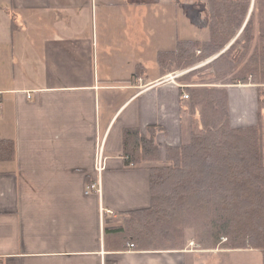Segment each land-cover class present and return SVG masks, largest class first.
Instances as JSON below:
<instances>
[{"label": "crops", "instance_id": "1", "mask_svg": "<svg viewBox=\"0 0 264 264\" xmlns=\"http://www.w3.org/2000/svg\"><path fill=\"white\" fill-rule=\"evenodd\" d=\"M184 1L0 0V139L15 146L0 157V264H263L261 249L203 246L191 232L178 250L106 244L123 214L152 204L156 164L127 165L125 129L158 126L164 159L191 139L188 84L159 62L178 40L210 38L163 25L162 7ZM257 87L228 86L234 126L257 122Z\"/></svg>", "mask_w": 264, "mask_h": 264}, {"label": "trees", "instance_id": "2", "mask_svg": "<svg viewBox=\"0 0 264 264\" xmlns=\"http://www.w3.org/2000/svg\"><path fill=\"white\" fill-rule=\"evenodd\" d=\"M251 4L252 0H207L210 38L179 40L175 50L159 53L161 74L165 75L220 53L237 37L214 60L181 77L188 84V143L168 146L164 159L156 141L158 126L150 125L148 134L139 128L125 129L127 165L156 164L149 167L152 204L123 214V227L106 231L110 250L124 249L122 244L130 241L139 250L184 249L195 222L212 246L224 243L231 249H261L264 264L263 21L259 22L261 45L234 73L252 47L255 13L264 8V1L256 0V11L250 15ZM196 13L204 19V11ZM208 69L215 73L203 74ZM193 76L196 78L191 79ZM238 82L258 86L259 120L255 124L231 125L228 86ZM0 157H15L12 141L0 139Z\"/></svg>", "mask_w": 264, "mask_h": 264}, {"label": "rangeland", "instance_id": "3", "mask_svg": "<svg viewBox=\"0 0 264 264\" xmlns=\"http://www.w3.org/2000/svg\"><path fill=\"white\" fill-rule=\"evenodd\" d=\"M184 2L185 3H183L184 4L183 8H184L185 12L182 9L178 10V6H177L176 2H173V4H168V8L162 7V10H163V12H165V14L167 12L169 13V14H166V18L167 19L162 18V21L164 22L163 25H166V27L169 30H171V32H170L171 34H172V32L175 31L176 37L177 38L180 37V39H186V38L204 39V38H209L210 37V33H209V30L207 29V23H205L203 25L202 24V19L197 17V13H196V11H204V15H207V12H205L207 0H185ZM176 6H177V8H176ZM255 7H256V0H252V4H251V8H250V15L255 10ZM193 12H194V14H192ZM204 18H205V16H204ZM206 19H208V15H207ZM254 20H255V28H254V36H255V38L253 40L252 47H251L250 51L248 52L247 56L245 57V59L243 60V63L238 68H236L234 70L235 71L234 73H236L239 70H241L242 66L249 60L250 56L253 54L255 48L258 45H261V42L259 41V37L261 35L260 34V31H261L260 27L261 26H259V22L260 21L264 22V8L262 9V11H258V10L256 11L255 16H254ZM236 38L237 37H235L226 46V48L224 50H222L220 53L214 54L211 57L207 58L206 60L195 64L194 66H191V67H188V68H184V69L175 70L174 72H180V73H183V74L181 76H179L178 78L177 77L174 78V80H175L174 82H178V84H183L182 80H181V77L184 74H187L188 72H190L193 69H197V68L203 67L204 65H206L209 62H211L212 60H214L222 52H225L227 49H229L231 44H233L235 42ZM178 41H177V44H178ZM177 44H176V47H177ZM205 71L206 72H203V74L215 73L214 69H210V70L208 69V70H205ZM198 75L199 74H197L195 76H198ZM195 76L191 77V79L196 78ZM172 82H173V80H172ZM249 84H253L254 85L255 83H249ZM196 85L197 84H195V86ZM198 85H200V84H198ZM217 85L219 86V85H221V83H217ZM240 85H244V84L241 83V82H238V83L232 84L231 86H240ZM261 112H262L261 122L263 124V130H264V108L261 110ZM240 115L242 116V114H240ZM240 115H237V117H239ZM233 119L237 120V118H235L234 116H233ZM258 120H259V118L257 119V122H258ZM230 122H231V125L234 126L231 116H230ZM234 127H236V126H234ZM193 224H194L193 225L194 227H192L191 230L188 231V232H191V235L194 237V239H196L197 243L200 242V240H202L201 243L203 244V246H212V240L210 238H208V237H205V234H204L205 230L203 228H201V226L198 223L194 222ZM195 226H199V227H195ZM196 241H194V242H196ZM223 241L224 240H222V242ZM220 245L222 247V246H224V243H220Z\"/></svg>", "mask_w": 264, "mask_h": 264}, {"label": "built area", "instance_id": "4", "mask_svg": "<svg viewBox=\"0 0 264 264\" xmlns=\"http://www.w3.org/2000/svg\"><path fill=\"white\" fill-rule=\"evenodd\" d=\"M207 15H205V18L202 19V24L204 25L205 23H207V19H206ZM201 51H198V53H200ZM183 73H180V72H173V73H170L166 76V80L167 81H172L173 82L175 81L174 78H178L179 76H181ZM184 98H188L189 95L187 93H184ZM100 169H103L104 165H102V162H101V165H99ZM92 190H96V184H91V185H88L87 186V189H86V193H89L91 192ZM134 243H128V247L130 249H133L134 248Z\"/></svg>", "mask_w": 264, "mask_h": 264}, {"label": "water", "instance_id": "5", "mask_svg": "<svg viewBox=\"0 0 264 264\" xmlns=\"http://www.w3.org/2000/svg\"><path fill=\"white\" fill-rule=\"evenodd\" d=\"M205 12H207L206 10H205ZM208 20V19H207Z\"/></svg>", "mask_w": 264, "mask_h": 264}]
</instances>
